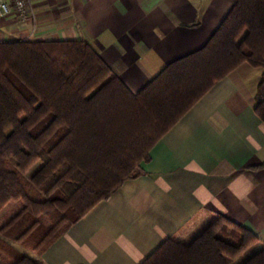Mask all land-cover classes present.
<instances>
[{
  "label": "trees",
  "instance_id": "obj_1",
  "mask_svg": "<svg viewBox=\"0 0 264 264\" xmlns=\"http://www.w3.org/2000/svg\"><path fill=\"white\" fill-rule=\"evenodd\" d=\"M261 67L253 111L264 122V0H229L197 48L131 91L80 38L0 39V260L40 253L123 180L220 77ZM263 164V163H262ZM138 264H264V242L218 213L189 240L166 236Z\"/></svg>",
  "mask_w": 264,
  "mask_h": 264
},
{
  "label": "crops",
  "instance_id": "obj_2",
  "mask_svg": "<svg viewBox=\"0 0 264 264\" xmlns=\"http://www.w3.org/2000/svg\"><path fill=\"white\" fill-rule=\"evenodd\" d=\"M30 5L31 15L0 16V39H83L135 91L165 62L200 46L229 0ZM260 72L242 61L217 79L150 147L140 174L123 180L40 253L6 241L40 264H138L166 236L187 241L221 213L264 242V122L253 111Z\"/></svg>",
  "mask_w": 264,
  "mask_h": 264
},
{
  "label": "built area",
  "instance_id": "obj_3",
  "mask_svg": "<svg viewBox=\"0 0 264 264\" xmlns=\"http://www.w3.org/2000/svg\"><path fill=\"white\" fill-rule=\"evenodd\" d=\"M16 12L19 17L32 13L30 0H0V16Z\"/></svg>",
  "mask_w": 264,
  "mask_h": 264
},
{
  "label": "rangeland",
  "instance_id": "obj_4",
  "mask_svg": "<svg viewBox=\"0 0 264 264\" xmlns=\"http://www.w3.org/2000/svg\"><path fill=\"white\" fill-rule=\"evenodd\" d=\"M10 202V203H9ZM7 203H9L7 206H9L11 204V201H8Z\"/></svg>",
  "mask_w": 264,
  "mask_h": 264
}]
</instances>
